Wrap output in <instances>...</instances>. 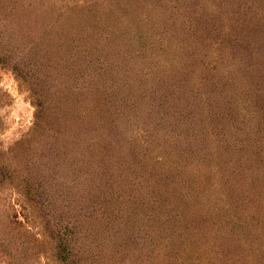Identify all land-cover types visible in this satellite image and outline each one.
Segmentation results:
<instances>
[{
    "label": "trees",
    "instance_id": "1",
    "mask_svg": "<svg viewBox=\"0 0 264 264\" xmlns=\"http://www.w3.org/2000/svg\"><path fill=\"white\" fill-rule=\"evenodd\" d=\"M45 3L0 0V65L35 109L0 191L37 227L0 208V264H264V0H102L55 22Z\"/></svg>",
    "mask_w": 264,
    "mask_h": 264
},
{
    "label": "rangeland",
    "instance_id": "2",
    "mask_svg": "<svg viewBox=\"0 0 264 264\" xmlns=\"http://www.w3.org/2000/svg\"><path fill=\"white\" fill-rule=\"evenodd\" d=\"M45 1H46L45 4H47V7L51 8V10H54V12L51 11L49 14L48 12H46L47 15H45V17L47 18L48 15H50L51 16L50 18H53L51 20L54 21L55 16L56 15L58 16V11H62V8H65V6H69L71 8L74 7V9H76V8H81L84 4H87L90 2L99 3V1L101 2L102 0H45ZM64 19L67 25V19L66 18ZM45 21L48 22L49 20L45 19ZM51 25L54 26L53 23ZM65 38H66V35L63 36V40ZM92 44H95V43H92ZM93 50H96V51L100 50V45L96 47V49L93 48ZM94 62L96 63L95 60ZM67 71L68 69H66V71L63 70V72L65 73ZM60 76H62V74H60ZM57 80H62V77H58ZM0 91H1V95H0L1 96V99H0V153L7 154L13 147L17 145L19 141H21L23 138L27 136L28 132L32 128L33 122H34L35 109L31 102V95L29 93L28 87L24 85L23 83L19 82L11 71L3 68L1 65H0ZM73 155H75V152L73 153ZM12 160L14 159L12 158ZM12 160L9 163H11ZM12 165H13V168L17 167V165L19 166V169L23 167V165L21 164H17V165L12 164ZM43 178H46V181H48L49 186H50V182L54 183L55 191L57 190V188H59V191L62 190L64 191V193L71 192L69 190L70 189L69 187L68 188L65 187L66 185H68L66 178H64L63 175H61L60 173L50 170L47 174L43 176ZM119 183L116 186L119 187ZM118 187H115V186L114 188L111 187L110 191L115 193L118 191L117 190ZM73 188L74 186H72L73 193L79 192L80 197L84 196L83 194H81L83 192L79 191L81 190V188H78V189L75 188L74 189L75 191L73 190ZM83 199H86V201L88 200V198H84V197ZM46 203H48V201ZM79 206L80 205L78 204L77 207L79 208ZM0 208L3 212L2 216L4 218L6 217L7 214H10L11 217H14V216L17 217L19 221H21V224L23 225V227L37 228L36 224H34L31 219L28 222L26 221L25 217L28 215L27 213L32 212V211L30 207L28 206L25 198L19 195L16 191H13V189L5 187L2 191H0ZM155 244L159 246V241L158 243H155ZM173 245L176 246L175 243L171 242L170 238L164 240L162 244V246H166V247L172 246L174 248ZM143 248H144V251L142 252V254L144 256L150 255L153 252L152 250H154L152 249V246L150 245H147V247L143 246ZM87 249L89 250V248ZM92 254H93L92 251L89 252V256H92ZM176 255H178V252L173 251L172 256L175 257ZM138 257H140L139 261L137 260V258L127 259L124 262V264H143V263L150 264L154 262L156 258L154 256V258H152L151 261L147 262V260L143 259L140 255H138ZM179 258H180L179 259L180 262H184L187 260L186 259L187 257L185 255H182ZM35 261H36L35 264H55V263H52L51 261L49 262L42 258H37ZM107 263L109 262L106 261L104 264H107Z\"/></svg>",
    "mask_w": 264,
    "mask_h": 264
}]
</instances>
